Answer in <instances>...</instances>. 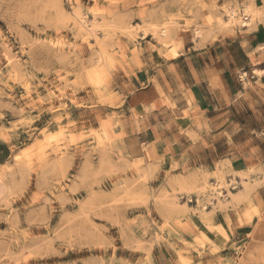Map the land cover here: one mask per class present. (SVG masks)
I'll return each mask as SVG.
<instances>
[{"label":"rangeland","instance_id":"1","mask_svg":"<svg viewBox=\"0 0 264 264\" xmlns=\"http://www.w3.org/2000/svg\"><path fill=\"white\" fill-rule=\"evenodd\" d=\"M261 69L264 0H0V264H264Z\"/></svg>","mask_w":264,"mask_h":264},{"label":"crops","instance_id":"2","mask_svg":"<svg viewBox=\"0 0 264 264\" xmlns=\"http://www.w3.org/2000/svg\"><path fill=\"white\" fill-rule=\"evenodd\" d=\"M260 71H264V69H261ZM203 96V95H202ZM204 97V96H203ZM204 99V98H203ZM204 105L206 106V107H209V105L207 104V102L206 101H204ZM208 111H210V110H208ZM202 117V116H201Z\"/></svg>","mask_w":264,"mask_h":264}]
</instances>
